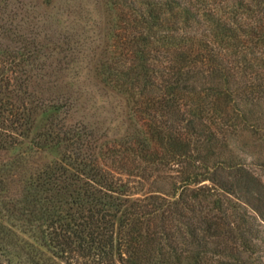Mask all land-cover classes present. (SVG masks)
I'll list each match as a JSON object with an SVG mask.
<instances>
[{
	"label": "trees",
	"instance_id": "1",
	"mask_svg": "<svg viewBox=\"0 0 264 264\" xmlns=\"http://www.w3.org/2000/svg\"><path fill=\"white\" fill-rule=\"evenodd\" d=\"M103 6L119 136L37 87L78 42L0 0V264H264V0Z\"/></svg>",
	"mask_w": 264,
	"mask_h": 264
},
{
	"label": "rangeland",
	"instance_id": "2",
	"mask_svg": "<svg viewBox=\"0 0 264 264\" xmlns=\"http://www.w3.org/2000/svg\"><path fill=\"white\" fill-rule=\"evenodd\" d=\"M103 3L104 0H57L55 7L47 9L39 0H32L36 14L46 16V23L55 30L71 35L80 50L70 76L60 81L44 79L37 87L48 96L69 99L73 103L75 119L87 121L99 127L101 132L119 136L127 129L123 101L103 87L93 74L107 28ZM249 160L263 161L264 150ZM15 170L20 173L17 168ZM16 189L21 192V187Z\"/></svg>",
	"mask_w": 264,
	"mask_h": 264
}]
</instances>
